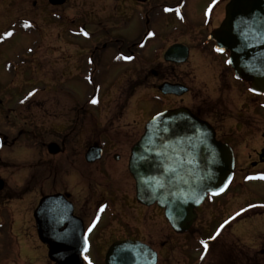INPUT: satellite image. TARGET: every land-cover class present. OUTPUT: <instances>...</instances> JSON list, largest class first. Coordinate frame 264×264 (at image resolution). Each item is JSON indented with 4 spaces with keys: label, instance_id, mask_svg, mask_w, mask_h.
Here are the masks:
<instances>
[{
    "label": "flooded vegetation",
    "instance_id": "flooded-vegetation-1",
    "mask_svg": "<svg viewBox=\"0 0 264 264\" xmlns=\"http://www.w3.org/2000/svg\"><path fill=\"white\" fill-rule=\"evenodd\" d=\"M203 1H207L206 4L203 5ZM228 2L229 0H34L31 2L36 7L31 9L41 10V13L45 14L43 21L46 25L57 24L56 37L53 39L56 44L51 43L49 48L50 42L45 41V37L39 39L40 43L46 46L44 50L48 52L46 55L51 56L55 61L74 62L73 71L66 70V66H62V73L59 72V75H63L65 71L72 75L76 74V77H83L90 92L84 103H76L74 109L76 117L71 123L72 126L63 136L64 139L57 141L60 151L51 154L47 148L44 150L47 156L42 160L47 164L46 169L51 177L44 183L46 191L40 198L52 195H58V198L54 201H44L40 210H38L40 198L38 201H28V232L25 234L12 207L14 197L11 193H2L5 181L0 178L3 180V187L0 190V264H58L49 257V252L57 251L68 253L67 259L72 260L74 253H78L79 264L80 261L81 264H89V261L91 264H106L105 255L109 247L122 241L141 242L151 247L157 254L156 264H205L204 256L214 243L218 246L221 264H256V262L251 263L253 260L249 258L250 255L240 249L241 239L230 232L240 220V209L232 208L229 212V206L226 210L229 213L219 220V215L223 213L220 214L217 207L224 209L230 204L220 203L219 197H206L195 208V219L189 229L183 233L174 230L168 222L165 209L157 202L144 204L137 200L136 184L129 171L131 149L143 133L148 119L155 113L176 106L159 109L143 124H140L143 120L133 119L135 123L139 122L134 124L138 127L133 134H129L127 127L125 129L121 127L122 122L119 121L122 119L118 115L116 119H113L114 117L97 119L95 116V110L100 107V103L94 98L96 90L102 84L97 80L101 74L106 75L117 68L119 77L131 78L127 81V95L130 98L135 95L136 90L145 87L148 79H153L154 98L162 102L167 96L173 98L177 96L162 95L158 90L161 83L185 85L180 79H176L174 75L176 69L191 63L190 68L200 72L205 65L204 62H213L220 70L225 68L223 73L226 75L218 74L219 87L224 88L226 85L234 87V84L239 87L243 84L245 92L254 100V108L264 110V95L251 92L248 75L244 71L236 74L228 62L229 51H217V42L211 38L224 19ZM31 19L32 17L28 19L31 32L38 34L42 29L43 34L39 33V35L48 36L44 33L46 27L43 29L36 25L38 22L35 19L32 21ZM149 33L152 35L150 36ZM172 46H179L186 52L184 62L165 60V53ZM42 50L41 47V52ZM181 56L180 53L175 54V57ZM144 62L149 63L147 68L144 67ZM190 72L187 70L183 75H191ZM183 75L181 74L180 78ZM69 78L73 77H67L66 82L70 81ZM65 79L60 80V85ZM60 85L59 87L55 85L54 90H60ZM79 85L82 87L81 83ZM47 88L48 86L43 87V89ZM189 91L188 88L185 94ZM93 100L96 103H92ZM138 102L136 97L134 105L137 106ZM182 106L187 107L185 104ZM82 108L85 112H81ZM187 108L195 116L208 122L214 129L215 138L231 148L234 155L232 183L238 174L244 175L243 179L249 175L254 179H261L259 175L264 174V146L257 149L256 146L262 143L250 141L249 138L254 137L242 133L239 119L230 124L229 129L226 130L218 113L221 111H216L214 107ZM139 111L140 109H137L134 114H138ZM117 112L123 113L121 109ZM11 114H13L12 110L7 116L10 117ZM212 119L218 122H212ZM7 124L11 126L10 130L13 132L14 120L8 119ZM86 130L87 134H82V131ZM25 131L28 133V130ZM21 134V130L15 136L13 133L9 135L0 132V147L15 145ZM84 137H87V140ZM65 140L76 142L78 148L82 147L73 150L76 154L79 153L78 155L73 153L72 158H79L77 161L52 160L60 153H66ZM92 146H100L101 154L97 160L88 161L86 152ZM241 146H243V157L246 155L247 159L254 155L253 159L244 162L242 166L238 156ZM147 212L149 215L146 217ZM205 213L212 215L213 219L209 218L204 225L199 224ZM36 215H40L43 220L56 221L57 226L59 225L57 230L51 231V238L48 237V240L39 237ZM214 218L216 224L211 228ZM151 220H161L169 229L168 236L162 237L154 233L144 235L147 222ZM190 233L191 235L194 233L196 238L191 236V239H187ZM85 237H87V251L84 250ZM201 241L207 243V249ZM258 251V255L262 256L264 245H260ZM64 264L78 263L67 261Z\"/></svg>",
    "mask_w": 264,
    "mask_h": 264
},
{
    "label": "rangeland",
    "instance_id": "rangeland-1",
    "mask_svg": "<svg viewBox=\"0 0 264 264\" xmlns=\"http://www.w3.org/2000/svg\"><path fill=\"white\" fill-rule=\"evenodd\" d=\"M33 1L0 0V132L9 135L13 133L15 136L18 131H22L15 145L0 147V178L5 181L2 193H11L14 197L12 207L16 212V219L21 224L20 227L24 228V234L28 232V201H38L42 193L46 191L44 183L51 177L46 169L47 164L42 160L47 156V153L44 152L46 145L49 142L57 143L58 140L64 139L63 136L68 133L67 130L71 128V123L76 117L74 112L76 103H84L83 101L88 98L90 92L87 89V81L83 77H76V74L72 75L65 71L66 75L64 73L59 75V72L62 73V66H66V70L73 71L74 62L72 60H68V62L55 61L51 56L46 55L48 52H44L46 46L41 44L39 39L45 37L44 40L50 42L49 48L52 44H56L53 39L56 37L57 24L46 25L43 21L45 14H42L41 10H33L36 9L31 4ZM206 2L203 1L202 4L204 5ZM20 17L22 18L19 19ZM30 17H32L31 21L35 19L38 22L36 25L43 29L46 27L44 33L48 36L39 35L42 33V29L38 31V34L31 32V27L28 26ZM9 32L12 33L11 36L6 35ZM29 52L32 54H28ZM148 64V62H144V67L147 68ZM204 64L206 66L204 65L200 69L201 74L190 68L191 63L186 67L177 68L174 74L176 79H180L190 91L183 97L167 96L162 102L154 98L153 79H148L145 87L136 90L135 95L130 98L127 95V81L131 78L119 77L117 68L112 69L106 75L101 74L97 77V80L102 83L101 88L99 86L96 90L95 97V100L100 103V107L95 110V116L97 119L112 117L116 119L118 115L122 119L119 121L122 122L121 127L123 129L127 127L129 134H133L138 127L134 124L139 123H135V120H143L140 123L143 124L155 112L166 106L178 107L185 104L187 107L193 108L198 106L214 107L216 111H221L218 113L221 115L226 130L229 129L230 124L239 119L242 133L251 134L254 138L248 137L250 141L262 143L256 146L257 149L264 146V110L254 108V100L251 95L245 92L243 84L239 87L236 84L234 87L228 85L224 88L219 87L218 74L223 73L225 68L220 70L213 62H204ZM119 68L121 69V67ZM187 70L191 71V75H183ZM181 74L182 78H180ZM223 74L226 75V73ZM67 77L73 78H69L70 81L66 82ZM63 78L66 79L60 85V80ZM78 82L82 84V87ZM55 85L58 87L60 85V90H54ZM44 86H48V88L43 89ZM136 97L139 100L137 106L134 105ZM73 98L74 100H72ZM122 106L124 108H120ZM118 109H121L123 113L117 112ZM137 109H140L139 113L134 114ZM11 110L13 114L9 117L7 113ZM81 112H85V109L82 108ZM8 119L15 122V125L12 126L13 132L10 130L11 126L7 124ZM211 121L218 122L213 119ZM250 122L251 124H249ZM139 128L141 132V125ZM25 130H28V133ZM83 133L87 134V130L82 131ZM86 138L84 137V139ZM65 142L66 153L62 152L52 160L71 162L73 153H75L73 150L82 149L75 145L76 142H71V140H65ZM250 152L252 153L251 149ZM242 153L243 146L238 150L240 166L254 157L252 154L251 158L246 159V155L243 157ZM78 154L75 153V155ZM77 159L79 158L75 157L73 161H77ZM242 177H244L242 174L236 175L228 192L218 198L220 203H230L224 209L217 207V211L220 214L223 213L219 215V220L226 216V213L231 212L232 208L242 209L248 205L255 207L253 205L256 203H264V180L262 182H245ZM233 201L234 205L232 206ZM229 206L230 208H228ZM227 208L229 212L226 211ZM252 209V213L258 214L254 215L247 211L245 215H248L237 221L230 232L241 239L240 249L250 255L249 258L253 260L251 263L264 264V254L258 255V248L260 245H264V205ZM145 215L147 217L149 213L147 212ZM209 218L213 219V216L205 213L199 224L204 225ZM215 224L216 218L210 227L214 228ZM168 231L169 229L161 220H151L147 222L143 233L144 235L154 233V235L163 237L168 236ZM191 233L187 239H191V236L194 237V233L192 235ZM218 250L217 244L214 243L204 256V263L221 264Z\"/></svg>",
    "mask_w": 264,
    "mask_h": 264
},
{
    "label": "water",
    "instance_id": "water-1",
    "mask_svg": "<svg viewBox=\"0 0 264 264\" xmlns=\"http://www.w3.org/2000/svg\"><path fill=\"white\" fill-rule=\"evenodd\" d=\"M211 38L219 49L229 50V63L236 74L244 71L249 76L251 91L264 95V0H230L225 17ZM177 53L182 56L175 57ZM165 59L183 62L186 52L172 46ZM159 89L175 95L187 91L181 84L170 83H163ZM47 149L51 154L60 151L54 142ZM100 154L101 149L92 146L86 159L95 161ZM233 165L231 148L216 140L212 126L185 107L162 111L147 121L129 159L137 200L144 204L157 202L177 232L190 227L196 216L195 208L208 195L216 196L226 190L233 176ZM2 187L0 180V190ZM56 198L58 195L42 197L38 210L44 201ZM36 224L42 240L51 238V231L59 228L56 221L43 220L40 215H36ZM68 255L49 252L50 259L58 264L67 261L79 264L78 253H74L73 260L67 259ZM156 261V253L136 241L116 242L105 255L106 264H156Z\"/></svg>",
    "mask_w": 264,
    "mask_h": 264
},
{
    "label": "snow or ice",
    "instance_id": "snow-or-ice-1",
    "mask_svg": "<svg viewBox=\"0 0 264 264\" xmlns=\"http://www.w3.org/2000/svg\"><path fill=\"white\" fill-rule=\"evenodd\" d=\"M26 26H27V24H26ZM6 35L11 36L12 33L9 32V33H6ZM85 35H86V33H85ZM149 35L151 36L152 33H149ZM217 51H223V50L222 49H217ZM126 58L131 59V57H126ZM92 103H96V101L93 100ZM262 178H264V177H262ZM237 215H239V213H237ZM225 223H227V221ZM89 231H91V228H89ZM201 243L204 244L205 249H207V247H208L207 243L204 242V241H201ZM84 250L87 251V237H85ZM85 259L87 260V257H85ZM89 264H91L90 261H89Z\"/></svg>",
    "mask_w": 264,
    "mask_h": 264
}]
</instances>
